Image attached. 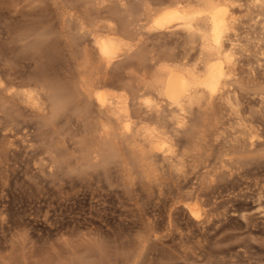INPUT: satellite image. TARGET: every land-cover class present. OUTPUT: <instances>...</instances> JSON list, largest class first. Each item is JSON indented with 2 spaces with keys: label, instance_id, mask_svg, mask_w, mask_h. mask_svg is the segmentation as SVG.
Wrapping results in <instances>:
<instances>
[{
  "label": "rangeland",
  "instance_id": "obj_1",
  "mask_svg": "<svg viewBox=\"0 0 264 264\" xmlns=\"http://www.w3.org/2000/svg\"><path fill=\"white\" fill-rule=\"evenodd\" d=\"M21 1L0 0V91H3L0 92V264H264V34L258 28L264 20V9L255 7L252 0H232L242 4L238 13L240 43L235 55L240 62L235 77L238 79L237 96L242 103L238 107L239 115L229 107L216 105L217 108H210L203 117L197 115V111L187 115V122L180 128L164 108L162 121L150 123L172 135L173 141L167 147L173 145L174 153L154 152L145 160L137 149L144 143L141 137L135 143L131 139L124 142L121 138V141L110 138L99 142L101 134L92 127L94 121L87 119L82 111L91 104L84 95L81 96L87 101L73 90L76 85L67 76L75 72L77 59L83 62V44H89L88 39L84 42L87 30H84L86 34L81 30L78 17L84 16L88 21L89 15L104 11V6L115 8L118 0ZM126 1L133 9L142 0ZM174 2L176 0H164L163 5L154 6L167 7ZM184 2L183 5L187 4ZM127 19H130L126 28L129 35L125 39L128 45L110 69L109 75L115 82L105 89L116 94L125 93L135 111L138 96L142 100L159 101L151 90L140 91L144 84L142 78L150 73L149 81L157 74L160 63L154 59L181 53L183 37L180 32L159 34L160 37L131 18ZM116 22L122 23L121 20ZM255 22L258 25H254ZM117 23L119 29L123 28ZM61 28L65 34L70 31V35L62 34ZM88 38L91 44V37ZM66 40L73 46L74 56L64 48ZM40 41L46 43L48 49L52 45L50 61L49 53L41 57L39 52H34L35 46L41 45ZM76 41H83V44L77 42L76 45ZM66 60L69 61L65 63ZM44 66L48 74H58L57 78L52 76L53 80L58 79L57 82L72 90L70 95H75L74 105L70 102L73 106L68 104L66 108H70L69 111L55 118L50 113L48 120L20 103L21 107L16 99H8L5 90L9 87L11 91H22L30 87ZM118 72H123L122 76ZM122 77V81L116 80ZM50 104L48 100L47 105ZM79 112L86 118L83 119ZM136 115L133 122L139 124L141 119ZM12 118L18 124L7 126ZM240 118L257 131L259 137L255 138L254 146L247 142ZM137 126L132 127L133 132ZM110 141L117 145V152L110 151L114 146ZM115 141H119L118 144ZM119 147L122 150H118ZM114 151L115 156L111 154ZM205 174L212 176L211 179ZM202 186L207 187L205 201L193 195L195 189L200 194ZM198 203L201 211L208 209L213 213L205 227L197 224L190 214L191 205L198 208Z\"/></svg>",
  "mask_w": 264,
  "mask_h": 264
},
{
  "label": "bare ground",
  "instance_id": "obj_2",
  "mask_svg": "<svg viewBox=\"0 0 264 264\" xmlns=\"http://www.w3.org/2000/svg\"><path fill=\"white\" fill-rule=\"evenodd\" d=\"M182 1L187 2V4L183 5ZM252 1H253V4L255 7H257L258 9H260V8L264 9V0H252ZM127 2L128 1H126V0H118V2H117L118 5H116L115 8H109L108 6H104L103 7L105 9L104 11H99V12L93 11L96 14L89 15L90 18L88 17V19H90V20H88V21L85 19L84 16L78 17V19L80 20V24L82 26V29L81 28H79V29L83 30L84 33L87 30V32H86L87 35L91 37V44H90L88 36L87 37L84 36V37H86L85 39L83 36H81V37L84 39V42H85V40L88 39L89 44L88 43H84V44L81 43L83 41H81V42L76 41V45L78 42L79 43L78 45L83 44L85 46V47L83 46L84 47V54H85L84 60H83V62H80L81 60L79 61V59L76 60V62H75L76 68L74 66V68L76 69L75 72L71 73L70 75H67L69 78H71V80L73 79V82L68 80L69 84L67 86L70 85V82L74 83V85H76V86L73 87V90L76 91V93L80 94V96L84 95L88 99L89 103L91 104V106L90 107L88 106V108H87L85 105L86 103H84L82 101V99H79L81 102H83V104L86 107L85 108L83 106V108H85L84 110L82 109L83 114L87 115V119L89 117V119L94 121V123L92 124V127H95V129H98V131L101 134L99 142H101V139H103L106 142L108 140H111L110 138H112V139L118 138V140H119V138H121L123 141L124 140L127 141V140L131 139L132 142L134 141V143H135L137 141V138L141 137L142 141L144 142L143 143L144 145L141 144V147L137 148V149H138L139 155L141 157H143L145 160H147L150 158L151 154L154 152H159L161 154L168 152V154H170V155L174 153V146L173 145H169L167 147V144H169L171 141H173L172 135H170V133L168 131H166L165 129H162L159 126H157V124L155 126V125H152L150 123V121H153V120H156L157 122L162 121L161 113L164 111L163 110L164 108H166L169 111V114H168L169 117L171 118V120L175 121V123L180 128L184 127L185 123L187 122L186 121V119H188L186 117L187 115H193L194 112L197 111V115L199 114L200 117H203L206 114L207 110H209L210 108H214L216 105H222V106L229 107L232 111L234 110V112H237V114L239 115L238 107L242 103H241V100L239 99V97L237 96V89L235 88V84L238 82V79L235 77L237 76L236 72L238 70V65L240 62L237 61V59L235 58V55H236V50H237L238 44L240 43V40L238 37V29H239V25H240L238 13L240 11L239 8L242 7V4H240L239 1H232V0H176V3L174 2L175 4H173V5H170V3H169L170 6H167V7L156 6L155 7L154 5H156V4L163 5L164 0H142V1H140L141 4H139L138 6L133 5L134 8L131 9V7H129ZM171 2L173 3V1H171ZM19 3H20V0H19ZM69 3H72V2H69ZM165 3H166V1H165ZM72 5L74 6L73 3H72ZM248 5L250 6V4H248ZM68 6H71V5H68ZM247 8H248V6H247ZM249 10H251V9H249ZM127 18H131V21H134L135 23H137V24H139L145 28L147 27V30L150 33L154 32V33H156V35H159V34L165 35V34H175V33L178 34V32H180V33H182V37H183V39H182L183 45L181 43V46H183L182 52L181 53L176 52L178 54H172L171 53L168 56L165 55V57H163V58L159 57L157 59H154L157 63H160L158 70L156 69L157 74H154L153 76H151L150 77L151 79L149 81L147 80V78H148V76H150L149 75L150 73L148 75L145 74L142 78V82H144L143 86L140 87L141 85H139L140 91H148L149 92L151 90L152 92H154L159 97V101L156 100L157 102H154L150 98H144V95H142L144 98L142 100L141 96H138L137 97V103L135 104L138 107L135 111L132 110V108H134V107H132L130 101L128 100L126 95H124L125 93L124 94H116V92L112 93V92L105 89V87L110 86L115 82V81H113V79L109 75L110 69H111L112 65H114L115 61L118 60V58L124 53L126 45H128V43H126L127 41H125V39H126V36L128 37V35H129L128 34L129 32L126 33V30H127L126 28L129 25L130 19H127ZM252 19H253V17H252ZM254 19H255V17H254ZM119 20H121L123 25H121L122 23L118 24L116 22ZM254 21H257V20H254ZM115 23L120 25V27L123 26V28L119 29V26H116ZM131 24H132V22H131ZM254 25H258V24H256V22H255ZM259 25H260V27H258V28H261L260 30L264 34V20H262L259 23ZM76 27H77V25H76ZM135 27H136V25H135ZM61 29H62L61 33L65 34L63 28H61ZM22 30H24V29H22ZM65 32H68V30L67 31L65 30ZM69 32H68V34H69ZM84 33H83V35L86 34V33L85 34ZM124 33H126L127 35H125ZM68 34H67V36H68ZM124 35H125V37H124ZM258 35H260V34H258ZM159 36L162 37V35H159ZM30 37L31 36H29V38ZM81 37H79V38L81 39ZM68 40H70V39H68ZM77 40H79V39L77 38ZM70 41L72 42V40H70ZM16 43H17V41H16ZM39 43L42 46L36 45L37 47L35 46L34 52H37V53L39 52L41 57H44V55L49 53V55H48L49 57L48 56H46V57H48L49 61H50V58H51V56H50L51 52L50 51L53 49L52 45L48 44L51 47V49L49 48L50 49L49 50L46 43L42 44L41 41ZM66 43H67L66 45L64 43H62L65 45L64 48L67 47L68 51L70 53V56H74L75 51H74V49H72L73 46L70 43H68L67 40H66ZM74 43H75V41H74ZM27 45H28V43H27ZM43 45H45L46 47L44 48ZM178 45H180V44H178ZM177 47H179V46H176V48ZM76 49H77V47H76ZM77 50L79 51V49H77ZM79 52L83 53L82 51H79ZM126 52H127V50H126ZM174 52L175 51H173V53ZM54 53H56V52L53 51V55H54ZM69 53H68V55H69ZM54 57H55V55H54ZM58 57H60V59H61L60 55ZM48 58H46V59H48ZM67 59H68V57H67ZM143 59H144V57H143ZM17 60H18V58H17ZM54 60H56V59L54 58ZM69 60H71V59H69ZM69 60H66V62L65 61L64 62L67 63V61H69ZM72 62H73V60H72ZM72 62H71V64H72ZM46 63H48V62H46ZM152 64H154V63H152ZM42 65H44V63ZM61 65H63V64H61ZM67 67H69V65ZM21 68H23V67H21ZM51 68H53V67H51ZM70 68H71V66H70ZM53 69H55V68H53ZM61 69H59V70H61ZM152 69H155V68L153 67ZM57 70H54V71H57ZM65 71H67V68H65ZM118 73H120V72H118ZM122 73H120V76H122ZM38 74H39L37 76L38 78H35V80L31 84L29 83L30 87L23 89L22 91H16V90L11 91V89H7L9 87L6 88V86H5V88H6L5 90L8 92L7 98L8 99H16L18 104L21 103L28 110H30L31 112H36L35 114L38 116H41L42 118H47L50 113H51L50 115H52L53 118H55V117L61 115L66 110V108L70 102L73 104L72 101H75V95L74 94L70 95L72 90L69 91V89H68L69 87L66 88V86L64 87L63 85H61L63 83L57 82L58 79H56V81H55V78H57L58 74L54 75V76L51 74H48V68L47 67L44 66V67L40 68V73H38ZM52 76L55 77L54 80H53ZM67 76H66V78H67ZM111 79H112V81H111ZM122 79H123V77L122 78H116L117 81H120V80L122 81ZM74 80H76V81L74 82ZM23 82H25V81L23 80ZM133 82L135 83L134 80H133ZM141 83H139V84H141ZM65 84H67V83L65 82ZM74 85H71V86H74ZM242 86H244V84ZM124 87H126V86H124ZM127 87H130V86H127ZM249 87H250V85H249ZM133 91H135V90L133 89ZM152 92H150V93H152ZM154 93H152V94H154ZM136 94L138 95V93H136ZM143 94H145V93H143ZM146 94H147V96L149 95L147 92H146ZM261 94H262V92H261ZM82 96H81V98H83V100L86 99ZM133 97H135V96H133ZM152 97L154 98V95ZM87 99H86V101H87ZM5 100H7V99H5ZM48 100L51 102L50 106L47 105ZM139 100H142V101H139ZM13 101H15V100H13ZM80 101H78V103ZM246 102H247V100H246ZM21 104H20V106H21ZM83 104H80L81 107ZM73 105H71V106H73ZM71 106L69 104V107H71ZM7 108H8V106H7ZM18 108L16 110H18ZM50 108H51V110H50ZM216 108H217V106H216ZM2 109H3V107H2ZM69 109L70 108H68V110H66V111H69ZM79 109H81V108H79ZM9 110L10 109H8V111ZM24 110H25V108H24ZM79 111L82 112L81 110H79ZM84 111H85V113H84ZM80 112H79V114H80ZM248 112H250V111H248ZM5 114H6V112H5ZM136 114H138V115H136ZM141 114H144V115L142 116ZM135 115L141 119L139 124H137L135 121L134 122L136 124H134V122H133ZM155 115H156V117H155ZM80 116H81V114H80ZM260 116H261V114H260ZM81 117L83 118V116H81ZM48 118H47V120H48ZM62 118H64L63 115H62ZM77 118H79V117H77ZM84 118H86V117L84 116ZM163 119H165V117H163ZM47 120L45 122H47ZM52 120H54V119H52ZM240 121H241L240 125L242 126V132H243V134H245V136L247 137V140H248L247 141L245 139L243 141L244 142L247 141V142H249L250 146H254V144L256 142L255 138L259 137L257 135V131L255 132L254 130H252L251 129L252 125H250L251 127H249L243 118H240ZM51 122H54V121H51ZM15 123L18 124L17 120L15 118H12L10 121H8L7 126H13ZM133 124H134V126H133ZM93 125H95V126H93ZM136 125H139V126H137L136 132L135 131L133 132V130L135 129L134 127H136ZM53 126H55V125L53 124ZM86 126H88V125H86ZM84 127H85V125H84ZM219 127H221V125ZM186 128H188V127H186ZM3 129H4V127H3ZM14 129L15 128H13L12 130H14ZM92 130H94V129H91V131ZM82 131H83V129H82ZM172 131H174V130H172ZM182 131H181V133H182ZM14 132H16V131H14ZM186 132H188V130ZM85 133H87L86 129H85ZM90 134L92 135V133H90ZM90 134H89V136H90ZM100 134H98V135L100 136ZM93 135L91 137H94ZM189 135H190V133H189ZM189 137L191 138V136H189ZM190 138H188V139H190ZM121 139L119 141H121ZM119 141H117V142L115 141V142L118 144ZM126 141H124V142H126ZM190 141L193 144V146L196 145L194 139H192ZM231 142H232V140H231ZM139 143L140 142H138V144ZM112 144H114V142ZM227 144H229V143H227ZM234 144L235 143H233L232 145H234ZM37 146H39V145H37ZM59 146L61 147V145H59ZM110 146H111V144H110ZM115 146L117 147L116 144H114V146H111L110 151L115 149ZM133 146H135V145H133ZM222 146L224 147V145H222ZM107 147H108V145H107ZM89 148H88V150H89ZM101 148H100V150H101ZM238 148H240V147H238ZM258 148H259V146H258ZM96 149H97V147H96ZM118 150H122V149L120 148ZM252 150H253V148H252ZM107 152L109 154V150ZM116 152H117V150H116ZM114 153H115V151L111 152V154L113 156H115ZM121 153H123V152H121ZM231 153H233V152H231ZM34 154H36V152ZM94 154H96V153H94ZM30 155H31V153H30ZM85 155H86V153H85ZM112 155H111V157H113ZM117 156H119V155H117ZM117 156H116V158H118ZM135 157L137 158V156H135ZM161 157H163V156H161ZM102 158L104 159L105 156ZM110 159H112V158H110ZM232 161H233V159H232ZM239 161H241V160H239ZM107 162H109V161H107ZM81 164H82V161H81ZM62 165H63V163H62ZM208 165H211V164H208ZM208 165L205 167H208ZM205 175L209 177V175H207V174H205ZM206 176H204V177L206 178ZM210 177H212V176H210ZM222 178H224V177H222ZM210 181H213V180H210ZM216 181H217V179H216ZM202 184L204 185L205 183H202ZM193 185H194V183H193ZM216 185H218V184H216ZM206 186L201 187V189H200L201 193L200 194L198 192H196V189L193 190L194 191L193 195L197 199H199L198 197L203 198L207 194V193H205V190L207 188ZM191 191H192V189H191ZM205 200L206 199H204V201ZM197 206H198V208L191 205V207L189 208L190 214L198 222V223L196 222L197 224H201V225H203V227H205L204 224L207 225L208 222L210 223V219L212 218L213 213H211L210 211H207L208 209L201 211V209H199V203Z\"/></svg>",
  "mask_w": 264,
  "mask_h": 264
}]
</instances>
